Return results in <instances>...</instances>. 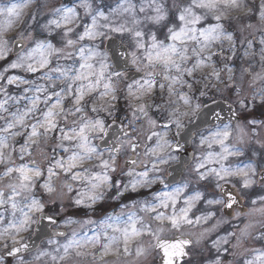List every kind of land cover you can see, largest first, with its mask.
<instances>
[{"label": "clouds", "instance_id": "clouds-1", "mask_svg": "<svg viewBox=\"0 0 264 264\" xmlns=\"http://www.w3.org/2000/svg\"><path fill=\"white\" fill-rule=\"evenodd\" d=\"M9 57L0 264H264V0H0Z\"/></svg>", "mask_w": 264, "mask_h": 264}, {"label": "water", "instance_id": "water-1", "mask_svg": "<svg viewBox=\"0 0 264 264\" xmlns=\"http://www.w3.org/2000/svg\"><path fill=\"white\" fill-rule=\"evenodd\" d=\"M108 44H109V46H111L112 41L109 40ZM19 47H21V45L17 44V48H19ZM225 211H226V213H228L230 210L226 209ZM159 251H160V257H161L160 264H164L165 259H167V257H165V255H164L165 250L164 249H160ZM184 259L185 258L180 256V255H174V256L171 257V264H183L184 263Z\"/></svg>", "mask_w": 264, "mask_h": 264}, {"label": "rangeland", "instance_id": "rangeland-1", "mask_svg": "<svg viewBox=\"0 0 264 264\" xmlns=\"http://www.w3.org/2000/svg\"><path fill=\"white\" fill-rule=\"evenodd\" d=\"M12 58H8L6 59L5 61H0V70H2L8 63H10ZM14 74H17L16 70L15 69H10L9 72L7 73V75H14ZM9 89H12V92H15L16 91V86L15 85H9L8 86V90ZM10 92V90H9ZM256 110L253 109V112H255ZM258 119H264V115H260V114H257V117ZM10 264V262H9Z\"/></svg>", "mask_w": 264, "mask_h": 264}, {"label": "snow or ice", "instance_id": "snow-or-ice-1", "mask_svg": "<svg viewBox=\"0 0 264 264\" xmlns=\"http://www.w3.org/2000/svg\"><path fill=\"white\" fill-rule=\"evenodd\" d=\"M173 223H175V221H173ZM182 253L179 252V251H173V252H170L168 251L167 249H165V257H167V259H165V262L164 264H171V257L174 256V255H181Z\"/></svg>", "mask_w": 264, "mask_h": 264}, {"label": "trees", "instance_id": "trees-1", "mask_svg": "<svg viewBox=\"0 0 264 264\" xmlns=\"http://www.w3.org/2000/svg\"><path fill=\"white\" fill-rule=\"evenodd\" d=\"M10 90V92H12V89H9Z\"/></svg>", "mask_w": 264, "mask_h": 264}]
</instances>
